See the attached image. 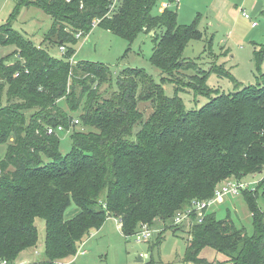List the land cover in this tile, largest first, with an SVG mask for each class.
<instances>
[{
    "label": "trees",
    "instance_id": "obj_1",
    "mask_svg": "<svg viewBox=\"0 0 264 264\" xmlns=\"http://www.w3.org/2000/svg\"><path fill=\"white\" fill-rule=\"evenodd\" d=\"M160 1L121 0L111 10L113 0H19L15 15L33 6L53 19L46 41L65 48L62 58L35 47L9 24L0 28V47L14 46L17 55L12 61L0 58V144H8L0 161V263L14 264L37 246V219L46 223L42 264H57L74 258L84 239L109 217L119 221L126 237L142 224L161 223L164 233L178 212L212 199L222 182H242L264 171V84L230 94L210 89L209 72L183 58L189 43L202 41L203 33L196 23L180 25L169 8L154 15ZM96 21L130 43L154 32L152 64L161 72V84L139 69H124L116 77L102 63H72L76 35L88 36ZM255 59L261 70L264 45L255 50ZM193 70L188 87L206 90L203 95L216 93L199 110L186 109L180 87L173 97L163 88L165 82L176 84L175 75L188 78L185 72ZM109 81L117 90L101 101L98 91ZM62 100L68 111L59 105ZM143 101L156 103L146 121L138 109ZM79 111L78 124L91 130H74L72 149L63 155L59 132L48 130L78 126L72 114ZM262 186L264 178L240 194L252 216L251 236L210 209L203 222L193 214L185 231V263L264 264ZM72 204L79 212L68 219ZM162 240L161 235L158 243ZM205 248L226 259L207 262L200 257Z\"/></svg>",
    "mask_w": 264,
    "mask_h": 264
},
{
    "label": "rangeland",
    "instance_id": "obj_2",
    "mask_svg": "<svg viewBox=\"0 0 264 264\" xmlns=\"http://www.w3.org/2000/svg\"><path fill=\"white\" fill-rule=\"evenodd\" d=\"M116 1L119 4L121 0ZM164 3L170 4L169 9L177 13L180 25L196 23L203 33L202 41L189 43L183 58L196 63V68L200 72H209L206 84L210 89L220 94H230L258 82L264 84L261 78V75H264V62L261 70H258L255 59V50L264 45V0H176L173 3H170V0H161L152 13L161 14L160 10ZM18 5L19 0H0V28L9 24L35 47L47 50L56 58H62L63 53L59 46L50 45L46 41L53 19L33 6L21 7L19 13L15 15ZM244 13L252 18H245ZM252 22L256 25L254 26ZM97 25L88 36L78 40L72 63L82 61L102 63L109 66L116 77L124 69H139L161 84V72L152 64L154 43L151 36L140 35L130 43ZM15 50L14 46H1L0 58L10 56L11 61L14 60L17 57L14 55ZM194 73V70L185 72L188 78L177 74L174 77L177 79L176 84L171 82L163 84L164 93L168 97L174 96L176 87L183 89L179 91V97L187 110L201 109L216 95V93L211 96L203 95L200 94L201 91L204 94L208 92L188 87L192 86L189 84ZM192 84L197 83L193 81ZM116 90L115 82H106L101 85L98 98L101 101L110 99ZM5 102L3 98L2 103ZM59 105L69 110L65 100L59 102ZM138 109L146 121L155 112L156 103L143 101L139 103ZM80 114V111L72 114L74 120L79 119ZM138 129L139 127L136 128ZM74 130L88 132L91 129L78 124L70 127L69 131L59 132L60 152L63 155H67L72 149L71 135ZM7 149L8 144H0V161L5 157ZM263 178L264 171L246 177L243 182H254L257 185ZM258 195V205L264 212V186L259 188ZM77 211L79 212L78 207L72 204L66 212V218L71 219ZM210 211L216 214L217 219L230 217L238 228L245 229L248 236L254 234L252 216L242 195L226 197L223 203L215 204ZM167 223L166 226L169 227L164 233L163 224L157 223L153 227L155 233L149 242H138L135 236L126 237L119 221L109 217L101 229L93 231L84 239L74 258L60 260L57 264H187L185 258L188 236L185 231H188V226ZM36 226L39 231L37 246L23 252L14 264L44 262L46 223L42 219H37ZM181 226H185L186 229H179ZM161 235L163 240L158 243ZM200 257L209 263L223 262L226 259L210 248H205Z\"/></svg>",
    "mask_w": 264,
    "mask_h": 264
},
{
    "label": "built area",
    "instance_id": "obj_3",
    "mask_svg": "<svg viewBox=\"0 0 264 264\" xmlns=\"http://www.w3.org/2000/svg\"><path fill=\"white\" fill-rule=\"evenodd\" d=\"M117 1L113 0V3L111 5V10H114L117 6ZM245 18L251 19V16L244 13ZM99 23V21L94 22V26H96ZM254 26L256 23L253 24ZM77 39L83 38V33L79 32L76 35ZM60 50L62 52L65 51L64 47H61ZM74 123L78 124L79 120H75ZM64 131V128L62 126L58 127V129L55 131L54 129H49L48 133L53 134L57 132ZM254 182H237L235 180H228L225 183H222L219 185L215 191V196L210 200L205 201H199L196 202L193 207L187 211L178 212L173 219V225H186L190 226V223L192 221V216L195 214L197 216L199 222H203V219L205 217L206 211H209V209L213 208L215 204H220L224 202V199L226 197L232 196H239L242 191L244 190H251L254 189ZM256 185V184H255ZM155 233V230L151 228L147 224H142L138 232L134 235L136 237V240L138 242H149V240L152 238L153 234ZM0 264H8L6 260L2 261Z\"/></svg>",
    "mask_w": 264,
    "mask_h": 264
},
{
    "label": "crops",
    "instance_id": "obj_4",
    "mask_svg": "<svg viewBox=\"0 0 264 264\" xmlns=\"http://www.w3.org/2000/svg\"><path fill=\"white\" fill-rule=\"evenodd\" d=\"M164 6H163V8L160 10V12L161 13H163L166 9H168L169 7H170V4H166V3H164L163 4ZM255 7H256V5H255ZM252 18V17H251ZM252 24H254V22H252ZM254 27V26H253ZM153 34H154V32H151L150 34H149V36H153ZM260 174V173H259ZM78 213V211L75 213V214H77ZM114 218V217H113ZM116 219V218H115ZM117 220V219H116Z\"/></svg>",
    "mask_w": 264,
    "mask_h": 264
}]
</instances>
